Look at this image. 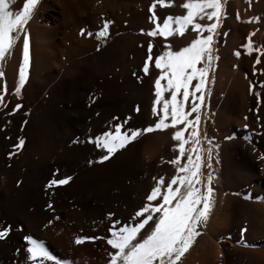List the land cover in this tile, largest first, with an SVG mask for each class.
<instances>
[{
	"label": "bare ground",
	"instance_id": "obj_1",
	"mask_svg": "<svg viewBox=\"0 0 264 264\" xmlns=\"http://www.w3.org/2000/svg\"><path fill=\"white\" fill-rule=\"evenodd\" d=\"M151 2L40 0L34 18L26 25L28 78L19 99L11 91L18 74L22 35L11 57L0 62L7 102V108H0V226L12 224L9 236L0 241V264H25L23 252H16L23 249L13 233L16 222L26 231L35 230V239L58 259L85 264L98 252L104 254L108 250L104 239L85 240L80 245L73 241L77 236L107 238L116 221L125 226L133 216L137 195L132 201L125 200L124 190H138L142 184L146 190L149 176L164 168L162 159L170 149L168 136L161 132L139 137L102 163L97 161L105 153L95 143H88L103 131H114L112 126L126 118L122 131L145 125L160 71L154 66V56L165 39L173 50H179L195 37L187 29L179 37L142 34L149 30L147 6ZM184 2L172 0L170 7L161 8L158 3L155 7L161 14L181 16ZM22 3L14 0L11 9L18 10ZM225 12L213 48L215 86L206 102L209 121L200 134L201 147L209 141L217 144L215 150L212 145L211 164L224 199L215 202L205 223L207 232L195 238L179 264H264V53L259 54L253 75L258 54H248L242 47L250 41L254 47L264 48V0H227ZM102 14L112 21L106 38L95 35L102 27ZM199 21L209 23L206 18ZM84 24L79 36L76 26ZM149 39L154 43L153 59L145 75L140 69L148 58ZM256 93L261 94L260 104ZM16 103L21 108L7 115ZM246 123L255 126L256 144L242 138ZM18 137L25 143L16 151L13 146ZM9 153H13L11 159ZM66 177H71L68 183L45 189L49 180ZM117 187L120 192L113 193ZM106 194L111 198L109 207ZM111 201L116 202L114 207ZM52 214L57 219L39 229L41 218Z\"/></svg>",
	"mask_w": 264,
	"mask_h": 264
},
{
	"label": "snow or ice",
	"instance_id": "obj_2",
	"mask_svg": "<svg viewBox=\"0 0 264 264\" xmlns=\"http://www.w3.org/2000/svg\"><path fill=\"white\" fill-rule=\"evenodd\" d=\"M13 3L14 0H0V62L11 57L12 49L22 35L18 74L11 91V95L19 99L28 78L29 32L26 25L34 18L40 0H23L22 6L15 11L11 9ZM99 3L100 0H97V4ZM157 3L161 8L172 6V0H153L148 7L149 13H153ZM181 7L186 10L184 15L166 16L162 24H158L157 16L153 14L149 20L155 27L146 33L142 30V34L149 38L179 37L185 34L189 26L195 33V37L179 50H173L165 43L164 50L154 56V66L160 70L153 83L155 99L151 102V115L155 117V122L147 127L122 131L123 125L127 123L126 118L125 121L112 126L114 131H103L94 140H88V143H95V146L105 153L97 163L107 161L114 153L125 149L139 137L156 131L171 130L170 139L175 142L172 151L176 155L168 161L174 168V174L167 179L164 176L154 178V186L146 195L147 202L134 212L125 226H118L119 221H116V226L109 228L110 235L107 238L77 236L74 239L73 243L76 245L84 243L85 240L104 239L110 249L114 250L107 252V264H179L195 238L200 235L198 229L207 222L213 207L214 192L211 184L215 177L210 162L211 142L208 149L201 147L199 123L202 119V106L205 109L203 119L207 120L208 117L207 106L204 104L205 81L209 71H215L214 36L218 34L227 13L221 0H185ZM205 18L209 23L197 22ZM101 19L102 27L95 35L98 38H106L112 21L104 18L103 14ZM236 19L240 21L239 15ZM83 32L84 29H81V33ZM205 32L207 35L202 36L201 33ZM251 35L249 33V36ZM242 47L248 54H258L253 66V75H256L255 64L260 63L259 54L264 53V48L254 47L250 41ZM153 48V40L149 39L148 58L144 59L140 69L145 75L149 74ZM234 55L239 56V53ZM198 64L201 66L197 67ZM252 89L253 84L250 83V93ZM5 91L4 72L0 70V108H7ZM163 93H168L166 99L163 98ZM256 101L257 104L262 102L260 93H256ZM20 108L21 104L16 103L7 115L11 116ZM112 119L115 121L117 118ZM76 142L78 141H73ZM24 143V139L18 137L13 146L14 150L19 151ZM12 155L13 153H9L8 158L11 159ZM91 163L92 161H89V164ZM202 166L208 169L206 176L202 174ZM53 175L55 176V173ZM69 180L71 177L51 179L45 184V189L64 185ZM244 199L247 200L248 197L245 196ZM153 201L154 204L149 203ZM47 207L51 209V204ZM52 223L53 220L49 219L48 224ZM146 226L150 230L145 235L142 230L146 229ZM10 232L11 226H0V241L5 240ZM23 239L26 241V248L17 249L16 252H23L25 264H71L69 260L58 259L50 254L43 242L30 236H24Z\"/></svg>",
	"mask_w": 264,
	"mask_h": 264
},
{
	"label": "rangeland",
	"instance_id": "obj_3",
	"mask_svg": "<svg viewBox=\"0 0 264 264\" xmlns=\"http://www.w3.org/2000/svg\"><path fill=\"white\" fill-rule=\"evenodd\" d=\"M226 2H227V0H223V4H224V6H225V4H226ZM150 4H152V2L150 3ZM149 4V5H150ZM149 5L147 6V18H148V22H147V25H148V27H149V30L151 29V28H153V27H155V25L154 24H152L151 22H150V20H149V17L151 16V15H153V14H155L156 16H157V21H156V23H158V24H162V22H163V18L164 17H166V16H173V17H175V16H179L178 14H174V13H166V14H161V10H157V8L155 7L154 8V10H153V13H149L148 12V7H149ZM186 11V10H185ZM197 22H200V21H197ZM85 27V24L84 25H77L76 26V30L78 31L77 32V34L79 35V36H81V29H84V27ZM219 31H221L220 29L218 30V34H216L215 35V39H214V44H213V48H214V46L215 45H217V39H218V37H219V35H220V32ZM187 32H188V34H192L193 32L191 31V27L189 26V28L187 29ZM205 35H207V33L205 32L204 33ZM165 43H167V41H166V39H165V42L162 44V48L160 49L161 51H159L158 53H156V55H159L163 50H164V44ZM169 44V43H168ZM214 53V52H213ZM162 84L164 83L163 81L161 82ZM214 86H215V78H214V71H209V73H208V75H207V79H206V81H205V94H204V104L206 105V102L209 100V98H210V95H211V92H212V90H213V88H214ZM167 96H168V93H163V98H167ZM153 99H155V96H154V93H153V97H152V100ZM152 100H151V102H152ZM158 107H159V104H158ZM204 107L202 106V109H201V112H202V119H201V121H200V123H199V133L201 134L202 133V128L204 127H206V125H207V123H208V121H209V116L207 117V120H205V119H203V112H204ZM155 122V117H152V115H151V104H150V106H149V109H148V117H147V121L145 122V125H139V126H136L134 129H136V128H143V127H147V126H149L150 124H153ZM250 125V126H249ZM253 125V126H252ZM244 127L246 128L245 129V132H244V134L242 135V138H243V140L245 139V141L246 142H249V143H255V141L256 140H254V136H253V133H254V131H255V126H254V124H252V123H246V125H244ZM263 129V128H262ZM247 130V131H246ZM170 131L171 130H168V131H165V132H161V133H163L167 138H168V141H169V143H168V146H169V149H170V152L168 153V155L166 154V156L162 159V163H163V165H164V168L163 169H161V170H159V171H155L154 173H152L150 176H149V186L147 187V189L146 190H144L143 191V187H144V185L142 184V186H141V188H138V190L136 189V188H129V189H125L124 190V198H125V200H127V198L130 200V201H132L130 198H132L133 199V195H137V197H136V199H134L135 201V203H134V211L133 212H135L136 210H138L140 207H142L143 206V204L144 203H146L147 201H146V195L150 192V190H151V188L154 186V178H159L160 176H164L166 179L167 178H170L171 177V175H173L174 174V168L172 167V165L170 164V163H168V161H170L171 159H173L174 158V156L176 155V153H174L173 151H172V148H173V145H174V143L175 142H173V141H171V139H170ZM264 129L262 130V134L264 135ZM159 131H156V133H158ZM250 138V139H249ZM252 141V142H251ZM209 142H211V141H209ZM209 142H208V144H207V146L205 147V146H202L203 148H205V149H208L209 148ZM214 143H216V142H213L212 141V143H211V150H215L216 149V145L217 144H214ZM256 144V143H255ZM212 145H214V146H212ZM214 147V148H213ZM213 148V149H212ZM260 152H261V150H260ZM207 152H205V154H206ZM213 153H215V152H213ZM170 154V155H169ZM204 154V155H205ZM166 158V159H165ZM183 159V158H182ZM211 162V161H210ZM212 163V162H211ZM166 165V166H165ZM212 165V164H211ZM214 170L215 169H213V167H212V172H213V175H214V177H215V179H214V181H213V185L211 184V187H212V189H213V192H214V202H213V205L215 204V202H216V204H217V202L219 203L221 200H223L224 199V192L221 190V189H219V188H217L218 186V182H217V180H218V175L216 174V172H214ZM201 171H202V174L204 175V176H206L207 175V173H208V169L206 168V167H203L202 166V169H201ZM139 180H143L141 177H140V179ZM140 181V182H141ZM152 181V182H151ZM115 186H118V182H115V183H113ZM128 184H129V186H134V183L133 182H131V183H128L127 182V186H128ZM152 184V185H151ZM150 185H151V187H150ZM216 188V189H215ZM135 189V190H134ZM140 190V191H139ZM221 191V196H220V194H218V193H220V191ZM112 191H113V193H118V192H120V190H119V188L117 187V188H115V189H112ZM139 191V192H138ZM216 191H217V193H216ZM223 192V193H222ZM137 193H139V194H137ZM107 196V197H106ZM222 196H223V198H222ZM15 198H16V194H15ZM14 198V199H15ZM102 198V197H101ZM106 199L108 200V201H106ZM111 199V198H110ZM109 194L107 195H105V204L107 205V207H109L110 206V204L108 203L109 202ZM157 199H159V198H157ZM100 203V205L103 207L104 206V203H103V201L101 202H99ZM111 203H112V206L114 207L115 205H116V202H113V201H111ZM149 203H155V201H153V202H149ZM109 204V205H108ZM106 207V206H105ZM110 213V212H109ZM108 213V214H109ZM134 214V213H133ZM53 218H52V217ZM50 217L49 216H45V217H42L41 218V220L38 222V224H37V226H39L38 228L39 229H43L44 228V226L45 227H48L49 226V224H47L48 223V220L49 219H52V220H54V218H55V220L57 219L56 217H57V215H55V217H54V215L52 214ZM49 218V219H48ZM43 221H45V222H43ZM151 223V222H150ZM15 225H14V227H13V233L21 240V242L23 243V249L24 248H26V246H27V244H26V241H24V239H23V236H30V237H32L33 239H35V236H36V231L35 230H28V231H26L25 230V228H24V226H23V224L22 223H14ZM43 224V226H41ZM46 225H48V226H46ZM205 226V227H204ZM204 228L203 227H201L200 229H198V231L201 233V232H203L204 234L207 232V228H206V225L204 224ZM11 227H12V224H11ZM204 230H203V229ZM206 228V229H205ZM17 229H19V230H17ZM21 230H22V232H21ZM25 230V231H24ZM150 230V228H148V226H146V229H144V230H142V232L146 235L147 234V231H149ZM15 231V232H14ZM206 231V232H205ZM142 238V237H141ZM25 243V244H24ZM106 246H107V251H106V249H105V252H104V254H99L100 252H98V254H96L95 256H93V258L91 257V259H90V261L89 262H85V264H107V260H108V256H107V252L108 251H114V250H111L110 249V246H108L107 244H106ZM109 247V248H108ZM51 254V253H50ZM106 254V255H105ZM101 257H103V258H101ZM70 262H71V264H75V262H73L72 263V260H70ZM50 263V262H49ZM77 264V263H76ZM79 264H83V263H79Z\"/></svg>",
	"mask_w": 264,
	"mask_h": 264
}]
</instances>
